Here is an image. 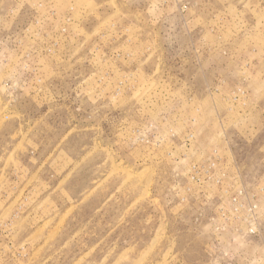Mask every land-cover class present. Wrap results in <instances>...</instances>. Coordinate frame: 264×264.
Wrapping results in <instances>:
<instances>
[{"label":"rangeland","instance_id":"374dc122","mask_svg":"<svg viewBox=\"0 0 264 264\" xmlns=\"http://www.w3.org/2000/svg\"><path fill=\"white\" fill-rule=\"evenodd\" d=\"M0 264H264V0H0Z\"/></svg>","mask_w":264,"mask_h":264}]
</instances>
